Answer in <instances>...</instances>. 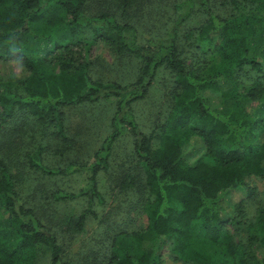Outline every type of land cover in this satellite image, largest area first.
<instances>
[{"label":"trees","instance_id":"obj_1","mask_svg":"<svg viewBox=\"0 0 264 264\" xmlns=\"http://www.w3.org/2000/svg\"><path fill=\"white\" fill-rule=\"evenodd\" d=\"M227 2L232 13L219 17L209 0H181L164 34L142 41L131 24L103 10L90 13L87 0H0V62H17L26 71L25 77L0 81V264H33L41 248L49 264H67L56 233L14 187L7 163L18 142L10 132L37 130L65 141L62 108L107 98L114 104L109 131L88 163L46 166L40 146L25 154L29 167L48 176L85 172L84 188L56 191L54 199L86 196L101 203L96 177L107 169L112 143L129 130L132 156L149 194L142 211L150 248L142 247L144 234L119 233L110 240L104 264H159L167 242L175 259L190 264H264L255 252L264 250V207L244 220L245 203L255 195L244 178L264 180V0ZM195 10L205 22L186 38L203 60L187 67L178 39ZM85 26L93 41L137 58L132 80L93 79L88 63L73 57L71 37ZM162 67L173 75L171 104L145 133L132 104L145 97ZM251 101L257 103L247 111ZM88 210L72 220L71 231L82 230Z\"/></svg>","mask_w":264,"mask_h":264},{"label":"rangeland","instance_id":"obj_2","mask_svg":"<svg viewBox=\"0 0 264 264\" xmlns=\"http://www.w3.org/2000/svg\"><path fill=\"white\" fill-rule=\"evenodd\" d=\"M181 0H87L90 13L105 11L119 22L131 24L138 38L161 37L175 16V4ZM210 9L219 17H227L232 9L227 0H209ZM68 18V17H67ZM205 22L201 11L195 10L183 23L179 33L180 56L188 67L203 60L196 53L193 41L186 38L187 32H195ZM85 26L81 33L71 37L72 51L77 61L88 63L89 75L103 82L125 83L132 80L139 67L137 58L117 52L100 41L89 37ZM261 44V41L258 42ZM11 76L25 77L26 71L17 62H0V81ZM172 74L166 68H159L143 99L132 104V114L139 129L148 133L162 121L171 104L173 93ZM256 101L245 105L250 111ZM111 98L99 99L92 104H80L62 108L66 140L61 141L49 133L28 131L20 134L13 130L10 136L17 140V149L7 163L8 172L13 176L14 187L25 206L31 207L41 221L57 235L60 256L67 264H104L108 255L110 240L119 233L131 232L143 235L142 247L150 248V237L145 233L146 218L142 207L149 197L142 186L143 176L132 156V136L126 128L112 143L108 166L96 177L101 203L95 198L88 201L86 196L68 200H57L53 193L62 191L74 193L86 185L84 171L75 170L65 176H48L29 167L25 154L40 146L41 162L49 167H65L88 163L101 139L109 131V118L113 111ZM13 126V124H10ZM3 124L1 127H4ZM244 184L255 189V195L245 203L244 220L254 219L258 208L264 207V180L257 176H247ZM232 193V198L237 196ZM82 230L71 231V222L86 208ZM128 243L129 240H123ZM42 250V251H41ZM39 250L33 264H49L48 252ZM258 258L264 250L256 249ZM159 264H190L175 259L170 253V243L160 249Z\"/></svg>","mask_w":264,"mask_h":264}]
</instances>
